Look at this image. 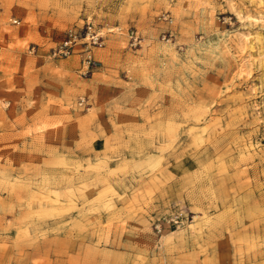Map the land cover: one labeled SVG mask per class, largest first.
<instances>
[{
  "label": "rangeland",
  "instance_id": "obj_1",
  "mask_svg": "<svg viewBox=\"0 0 264 264\" xmlns=\"http://www.w3.org/2000/svg\"><path fill=\"white\" fill-rule=\"evenodd\" d=\"M85 22L94 63L52 57ZM0 196L29 240L105 218L137 264H264V0H0Z\"/></svg>",
  "mask_w": 264,
  "mask_h": 264
},
{
  "label": "crops",
  "instance_id": "obj_2",
  "mask_svg": "<svg viewBox=\"0 0 264 264\" xmlns=\"http://www.w3.org/2000/svg\"><path fill=\"white\" fill-rule=\"evenodd\" d=\"M4 203L6 197L0 196V218L8 221V215L2 212ZM105 220L100 218L96 224L86 219V227L80 233L74 228L71 233L48 234L44 240L36 234H30L29 240V236H18L17 230L13 234L0 230L1 244L12 240L18 246V249L15 244L11 246L14 249L9 248L10 244L2 247L3 258L12 253L4 264H137L138 247L133 244L136 234L133 228H127L132 223L122 225L114 220L101 231L100 225L106 224ZM28 241L36 242L34 248L28 249ZM42 241L49 244L44 251L39 247Z\"/></svg>",
  "mask_w": 264,
  "mask_h": 264
},
{
  "label": "built area",
  "instance_id": "obj_3",
  "mask_svg": "<svg viewBox=\"0 0 264 264\" xmlns=\"http://www.w3.org/2000/svg\"><path fill=\"white\" fill-rule=\"evenodd\" d=\"M13 21L16 22V20ZM103 43L104 40L101 31L95 29L90 22H85L79 29L71 28L67 30L65 37L51 48V56L54 58L67 57L74 52L77 44H82L85 52L83 62L86 64V67H88L91 63H94L90 54V47H101ZM84 101V98H80L79 104L82 105Z\"/></svg>",
  "mask_w": 264,
  "mask_h": 264
}]
</instances>
